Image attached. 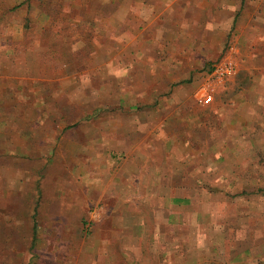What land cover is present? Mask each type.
I'll use <instances>...</instances> for the list:
<instances>
[{
    "label": "rangeland",
    "instance_id": "obj_1",
    "mask_svg": "<svg viewBox=\"0 0 264 264\" xmlns=\"http://www.w3.org/2000/svg\"><path fill=\"white\" fill-rule=\"evenodd\" d=\"M230 7L0 0V264H264V0ZM229 46L222 122L187 74Z\"/></svg>",
    "mask_w": 264,
    "mask_h": 264
},
{
    "label": "crops",
    "instance_id": "obj_2",
    "mask_svg": "<svg viewBox=\"0 0 264 264\" xmlns=\"http://www.w3.org/2000/svg\"><path fill=\"white\" fill-rule=\"evenodd\" d=\"M241 2H242V0H170L171 5L172 4H177L178 5L179 4L180 8L182 10H184L185 13L189 12L188 5H190V6L193 5L194 6V10L193 11H196L199 15H207L208 16V18H205V17L203 18V20H205L204 21V25L210 26L211 29H214V26H215L216 27V29H215L216 31H220V29H221L222 30L221 34H223L226 29H222L221 27H219L220 26V24H219L220 22L218 23V21H216L215 19H211L210 20L209 18H211V16L215 17V14L217 12H223V11H226V10H228L229 13L230 12H234V9H232V7H230V6H234V5H236L238 3H241ZM200 55L204 56L201 61H208L209 58H210L204 52H200ZM243 55L244 54H241V53L239 54V57H238V59H239L238 60V69H239V61L242 60V56ZM216 62H214L213 64H215ZM213 64H212V66H213ZM212 66H210L205 72H202L200 74H197L196 72L187 74V78L188 79H189V77H192V82H196L197 81L195 84H193L194 89H196L195 93H194L195 102H196L197 97L201 94V92L203 90V84H204L206 73L209 71V69ZM241 67L242 66L240 64V70H241ZM237 73H238V71H237ZM237 73H236V75H237ZM233 79L234 78L228 80L224 84V86H222L217 91H215L214 95H213L212 102L209 105H206L203 108H201L203 110L211 109V110L215 111L217 119H219V121H222L221 120L222 119L221 107L222 108L224 107L222 104H220V99L225 94V92L221 93V91H224V90L227 91V89L229 87L227 85L228 84H232L233 83L232 81L235 80V79L234 80ZM178 80H183V79L179 78ZM225 86H227V87H225ZM248 91H249V88L246 89V92H248ZM201 109L198 108V111L201 110ZM199 126H200V124H198V127ZM118 208L119 207H114L113 208L112 212H113L114 215H112V217L110 218L111 219L110 220V224L113 225L114 228H116L115 226L117 224H121V220H120L121 217L119 216V218H118L115 215L117 213V211H118ZM95 239L96 238L92 239V241H94V243L97 241ZM94 243H91L90 245L87 246V252H88V255H89V262H92V264H121V259H122L121 246L122 245H126V244L135 245L136 238L135 237H132V238H130V237L120 238V237L117 236L116 238L113 237L111 239H103L101 241H98L97 244H94ZM111 244H113V246H116L112 250L110 249L111 248ZM102 245H104V247ZM164 263L167 264V261L164 262ZM128 264H134V263L129 262Z\"/></svg>",
    "mask_w": 264,
    "mask_h": 264
},
{
    "label": "built area",
    "instance_id": "obj_3",
    "mask_svg": "<svg viewBox=\"0 0 264 264\" xmlns=\"http://www.w3.org/2000/svg\"><path fill=\"white\" fill-rule=\"evenodd\" d=\"M238 53L234 46H229L223 56L206 73L203 90L196 101L201 106L209 105L214 92L235 77L238 71Z\"/></svg>",
    "mask_w": 264,
    "mask_h": 264
}]
</instances>
